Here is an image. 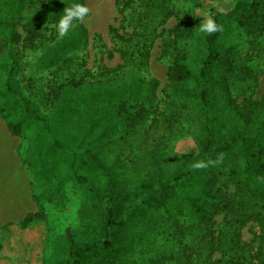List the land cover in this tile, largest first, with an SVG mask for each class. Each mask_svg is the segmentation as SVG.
<instances>
[{"label":"rangeland","instance_id":"rangeland-1","mask_svg":"<svg viewBox=\"0 0 264 264\" xmlns=\"http://www.w3.org/2000/svg\"><path fill=\"white\" fill-rule=\"evenodd\" d=\"M201 1L205 10L225 12L236 0ZM86 3L92 16L79 22L85 33L75 26L58 38L52 23L21 22L13 42L0 26V136L5 149L17 145L19 156L31 166L35 201L45 217L33 225L36 250H24L28 253H21L22 260L15 251H1L0 239V264H66L69 234L82 247L102 242V225L81 219L87 186H76L69 174L72 155L80 148L108 144L127 168L142 153L172 171L197 155L191 127L163 96L175 49L164 56L160 45L164 38L173 39L176 16L159 24L142 65L135 59L139 45L131 16L147 0ZM171 5L180 14L192 12L188 0ZM199 25L191 36L173 40L176 50L202 60L208 48ZM213 48L225 66L219 72L220 80L226 78L220 91L245 107L264 100V28L256 20L224 18ZM9 122L18 125V134L10 131ZM31 143L36 144L35 156L28 155ZM4 158L0 155V164ZM228 188L233 192L235 187ZM199 190L196 183L179 187L186 208L175 224L138 240L129 264H264V223L249 219L239 225L221 215L204 220L209 212L197 215ZM29 230L23 237L28 248Z\"/></svg>","mask_w":264,"mask_h":264},{"label":"trees","instance_id":"trees-1","mask_svg":"<svg viewBox=\"0 0 264 264\" xmlns=\"http://www.w3.org/2000/svg\"><path fill=\"white\" fill-rule=\"evenodd\" d=\"M172 1L147 0L145 7L131 16L139 45L135 59L138 64L146 61L159 24L173 15L178 20L172 29L173 39L191 36L195 27L207 18L219 26L217 32L205 34L208 52L202 60L176 50L173 39L164 38L160 45L164 56L175 49L166 73L164 99L191 127L198 145L197 155L185 158L186 164L172 171L142 153L127 168L108 144H90L73 153L69 174L76 186L82 188L86 184L84 189L89 193L82 202L81 219L100 223L104 238L101 243L82 247L69 232L66 264L132 263L138 240L175 224L186 208L179 197V187L184 184L196 183L200 187L197 215L209 212L204 220L221 215L239 225L249 219L264 223V100H252L245 107L230 99L229 93L220 91V83L225 85L226 78L220 80L219 72L225 66L213 48L224 18L256 20L264 28V0H236L225 12L205 10L201 0H188L192 12L183 14L175 10ZM70 2L0 0V12L4 15L0 26L15 42L18 23L54 24ZM76 25L85 33L81 23ZM218 89L223 96H219ZM8 128L18 134L17 124L9 122ZM35 145L31 143L28 155H36ZM197 163L206 166L197 168ZM230 185L235 187L233 192H229ZM44 219L39 209L18 225L24 229ZM86 227L90 228L88 224ZM86 229L82 235H86ZM19 259H24V255H19Z\"/></svg>","mask_w":264,"mask_h":264},{"label":"crops","instance_id":"crops-1","mask_svg":"<svg viewBox=\"0 0 264 264\" xmlns=\"http://www.w3.org/2000/svg\"><path fill=\"white\" fill-rule=\"evenodd\" d=\"M3 143L4 137L1 135L0 155L5 157V162L0 164V239L3 238L4 241L0 247L1 251H15L16 254L21 255L27 252L24 250H36L34 243L36 236L33 225L23 229L18 224L27 215L37 212L38 206L32 188L33 180L30 177L31 166L19 156L17 145L12 144L5 149ZM29 229L32 230V234L28 239L31 241V247L28 248L23 237L26 233H30Z\"/></svg>","mask_w":264,"mask_h":264},{"label":"clouds","instance_id":"clouds-1","mask_svg":"<svg viewBox=\"0 0 264 264\" xmlns=\"http://www.w3.org/2000/svg\"><path fill=\"white\" fill-rule=\"evenodd\" d=\"M92 16V11L86 0H71L70 3L66 4L63 9L62 15L54 23L58 38H63L69 35L70 30L76 25V22H82L85 20H90ZM199 32L211 35L219 30V26L212 18H207L203 23L199 25ZM83 51L79 55H83ZM203 163H197L195 167L202 168L205 167Z\"/></svg>","mask_w":264,"mask_h":264}]
</instances>
